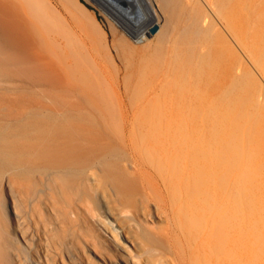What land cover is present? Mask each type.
Wrapping results in <instances>:
<instances>
[{
    "label": "bare ground",
    "instance_id": "bare-ground-1",
    "mask_svg": "<svg viewBox=\"0 0 264 264\" xmlns=\"http://www.w3.org/2000/svg\"><path fill=\"white\" fill-rule=\"evenodd\" d=\"M255 71L264 0H0V264H264Z\"/></svg>",
    "mask_w": 264,
    "mask_h": 264
},
{
    "label": "rangeland",
    "instance_id": "rangeland-1",
    "mask_svg": "<svg viewBox=\"0 0 264 264\" xmlns=\"http://www.w3.org/2000/svg\"><path fill=\"white\" fill-rule=\"evenodd\" d=\"M256 72V71H255ZM257 74V75H256ZM255 76H256V78H257V80H258V82H259V85H261L262 87H263V89H264V79L262 78V76H260V74L258 73V72H256L255 73ZM263 79V80H262ZM261 83V84H260ZM253 166V165H252Z\"/></svg>",
    "mask_w": 264,
    "mask_h": 264
},
{
    "label": "water",
    "instance_id": "water-1",
    "mask_svg": "<svg viewBox=\"0 0 264 264\" xmlns=\"http://www.w3.org/2000/svg\"><path fill=\"white\" fill-rule=\"evenodd\" d=\"M157 30V27H154L151 31L155 32Z\"/></svg>",
    "mask_w": 264,
    "mask_h": 264
}]
</instances>
